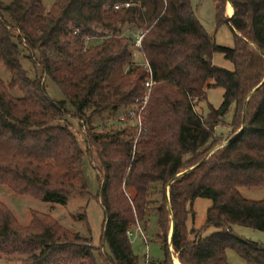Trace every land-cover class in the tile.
<instances>
[{
  "label": "trees",
  "instance_id": "trees-1",
  "mask_svg": "<svg viewBox=\"0 0 264 264\" xmlns=\"http://www.w3.org/2000/svg\"><path fill=\"white\" fill-rule=\"evenodd\" d=\"M229 1L227 24V0H214L216 25L231 29L232 47L213 41L191 0H54L49 8L43 0L0 1V64L11 75L8 84L0 79V185L64 205L73 193L88 194L83 156L95 154L108 264H139L127 232L151 209L165 252L159 264H172L171 219L179 264H230L228 250L248 264H264V244L230 228L264 231V198L248 200L239 192L264 187V0ZM126 24L140 31L142 65L134 63L131 39L119 34ZM92 37L101 41L88 46ZM23 53L39 75L31 78L22 68ZM214 53L233 69L214 65ZM149 76L155 84L135 143L125 129L106 134L90 127L84 152L65 121L67 108L89 123L108 109L135 106ZM44 78L59 87L63 100L48 95ZM210 87L222 88L223 100L204 118L195 105ZM232 105L235 131L221 141L214 130ZM158 187L160 204L150 209V193ZM197 198L211 200L201 228L189 227ZM210 227L216 231L207 235ZM97 251L90 237L48 214L33 211L21 225L0 201V255L19 257L20 264H96Z\"/></svg>",
  "mask_w": 264,
  "mask_h": 264
},
{
  "label": "rangeland",
  "instance_id": "rangeland-1",
  "mask_svg": "<svg viewBox=\"0 0 264 264\" xmlns=\"http://www.w3.org/2000/svg\"><path fill=\"white\" fill-rule=\"evenodd\" d=\"M4 4H9L12 0H0ZM54 0H43L46 8H49ZM194 13L204 27L206 32L211 36L213 41L220 46L232 47L234 44V35L227 24L222 23L216 25L215 15V2L214 0H191ZM228 3L224 4L226 11ZM119 34L123 37H128L132 41L130 50L133 54V60L135 64L142 65L144 60L139 51V46L136 44L137 39L140 36V31L135 25H123L120 27ZM101 41L99 37H92L87 40V45H96ZM48 54L53 56V52L48 50ZM23 53L20 63L22 68L27 72L28 76L33 78L36 74H40L38 66L33 67L31 61ZM212 63L216 66L225 68L227 70L233 69V64L227 60L223 54L214 53L212 56ZM11 75L9 70L0 64V79L4 84H8ZM45 86L48 95L54 100H63V94L59 87L54 84L50 79L44 78ZM223 89L220 87H210L207 89L206 98H203L196 102L195 110L199 115L204 118L209 113V106L218 108L223 100ZM13 96H20L18 90L10 91ZM145 90L143 89V95ZM151 93V91H150ZM142 95V96H143ZM150 96V94H149ZM149 99V98H148ZM148 104V102H147ZM147 106V105H146ZM125 109H136L131 105L119 110L108 109L100 114L92 116L89 123L85 119L79 121V118L75 116L74 110L70 107L67 108L68 115L65 116L71 127L69 130L74 134L81 149L86 152V129L92 128L93 132L111 134L117 130H126V133L133 136L134 143L140 136V132H143V119L145 110L142 116L141 125L137 120H121V116ZM234 106L230 107V110L215 128V136L225 141L231 133L233 134V128L231 127V117L233 115ZM90 110L85 112V115L90 114ZM84 175L88 185V194L80 195L77 193L71 194L64 205L43 202L30 195H18L15 194L9 187L0 185V201L4 203L15 216L16 220L21 225H27L32 219V212L36 211L43 214L50 215L53 219L57 220L63 227L72 232H77L85 237L91 238V244L94 248H98L99 251L95 253L96 264H108L106 258L110 257V251L108 246L102 241V227L104 221L103 209L97 200V194L99 191V182L97 180L96 171L94 166L99 167V162L96 159L95 154L89 155L84 153ZM169 188V187H168ZM159 187L153 190L150 194L151 205L150 209L158 206L161 200V194ZM239 192L241 196L248 200H261L264 198L263 188H240ZM211 206V200L206 198H197L193 201L191 209L194 211V218L189 220V227L201 228L206 220V214L208 208ZM149 209V210H150ZM143 233L136 229L133 230V235L129 236L131 248L138 258L139 264H159L165 258V252L162 243L158 239L159 226H158V214L155 210L151 209L148 213L146 221L143 223H136ZM232 232L244 239L264 244V231L251 229L239 225L230 226ZM171 230L168 232V244ZM216 229L210 227L205 232L207 235L213 233ZM170 252V249H169ZM173 252V251H172ZM227 260L230 264H248L245 260L240 258L234 251L228 250L226 252ZM9 258V259H5ZM19 257H10L6 255H0V264H19ZM173 264V263H172Z\"/></svg>",
  "mask_w": 264,
  "mask_h": 264
},
{
  "label": "built area",
  "instance_id": "built-area-1",
  "mask_svg": "<svg viewBox=\"0 0 264 264\" xmlns=\"http://www.w3.org/2000/svg\"><path fill=\"white\" fill-rule=\"evenodd\" d=\"M116 8H117V6H116ZM140 40H141V36H139V38L136 41V44L138 46H140ZM154 84H155V82L152 80L151 76H149L145 80V82L143 84V88L145 90L144 95L141 98L136 99V101H135L136 109H127L123 113V115L121 116V120H126L127 118H129L130 120L131 119L132 120H137L136 122L141 125L144 109H145V107L147 105V102H148V98H149V94H150V91H151V87ZM134 229L138 230V232H140V235L143 236V233L140 230L138 225ZM133 230H130V231L127 232L128 237L133 235V233H132Z\"/></svg>",
  "mask_w": 264,
  "mask_h": 264
},
{
  "label": "water",
  "instance_id": "water-1",
  "mask_svg": "<svg viewBox=\"0 0 264 264\" xmlns=\"http://www.w3.org/2000/svg\"><path fill=\"white\" fill-rule=\"evenodd\" d=\"M227 3H228V4H231L229 0H227ZM231 16H232V15L226 16V18H225V22H226L227 24L229 23V19H230ZM263 81H264V80H263ZM263 81L261 82V84L263 83ZM261 84H260L259 86H257L253 91L257 90V89L261 86ZM219 147H221V146H217V147H215L211 152H213L214 150L218 149ZM211 152H210L209 154H207V155L205 156L204 159H206V158L211 154ZM204 159H203V160H204ZM197 165H198V164H197ZM197 165H196V166H197ZM196 166H194V167H196ZM194 167H192V168L189 169L188 171H183V172L177 174V175L175 176V179L178 178V177H180V176H182V175H184V174H186V173H188V172H190ZM172 181H173V180H172ZM170 184H171V182L169 183V185H170ZM169 185L167 186V191H166L167 202H168V187H169ZM168 210H170L169 207H168ZM173 231H174V220L171 219V230H170V236H169V249H170V253H169V255H170V259H171L172 263L174 264V262H173V258H174V256H173V252H172V249H171V238H172V235H173ZM178 264H179V263H178Z\"/></svg>",
  "mask_w": 264,
  "mask_h": 264
},
{
  "label": "bare ground",
  "instance_id": "bare-ground-1",
  "mask_svg": "<svg viewBox=\"0 0 264 264\" xmlns=\"http://www.w3.org/2000/svg\"><path fill=\"white\" fill-rule=\"evenodd\" d=\"M229 6V8H230V6H231V4H227V7ZM228 8V12H227V15L229 16V14H230V12H231V10ZM173 262H174V264H178L179 262H178V260L174 257L173 258Z\"/></svg>",
  "mask_w": 264,
  "mask_h": 264
},
{
  "label": "crops",
  "instance_id": "crops-1",
  "mask_svg": "<svg viewBox=\"0 0 264 264\" xmlns=\"http://www.w3.org/2000/svg\"><path fill=\"white\" fill-rule=\"evenodd\" d=\"M228 12V11H227ZM20 264V263H19Z\"/></svg>",
  "mask_w": 264,
  "mask_h": 264
}]
</instances>
